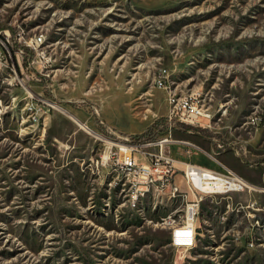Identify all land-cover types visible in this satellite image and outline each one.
Returning a JSON list of instances; mask_svg holds the SVG:
<instances>
[{
  "label": "rangeland",
  "instance_id": "1",
  "mask_svg": "<svg viewBox=\"0 0 264 264\" xmlns=\"http://www.w3.org/2000/svg\"><path fill=\"white\" fill-rule=\"evenodd\" d=\"M7 31L21 85L0 77V264H264V0H0ZM33 36L44 60L25 66ZM168 91L200 100L198 132L168 123ZM164 138L176 193L133 208L116 146ZM183 163L253 188L194 190L190 247L172 244L194 200Z\"/></svg>",
  "mask_w": 264,
  "mask_h": 264
},
{
  "label": "built area",
  "instance_id": "2",
  "mask_svg": "<svg viewBox=\"0 0 264 264\" xmlns=\"http://www.w3.org/2000/svg\"><path fill=\"white\" fill-rule=\"evenodd\" d=\"M4 34V38L0 37V77L3 75H8L10 82L7 83L10 86L14 85L15 81L21 85L18 80L16 67L12 60V55L9 50L7 43H10V34L8 31ZM24 31L16 33L17 41L20 43L24 37ZM43 38H35L34 36L29 38L28 41H24V45L32 52L31 56V65H33L34 60H44L42 58V52L40 50H32L31 42H38L41 44L44 42ZM42 67L45 68V63H41ZM169 74L166 69H161L158 76L155 79L154 85L159 89L167 90L166 82ZM7 81V79L5 80ZM29 98L33 99V95L29 94ZM167 105H168V114L167 121L170 125L179 123L186 126H200L202 119H209V114L207 110L200 103V100L193 95H182L177 96L175 93L168 91L167 94ZM132 142V141H131ZM176 141L169 140L164 138L161 140L149 139L143 142L140 145H121L118 147V159L116 160L117 171L125 177L130 179L131 184L129 188L130 197L132 200V207L134 208L138 197H144L145 193L152 191L157 193H166L168 190L171 196H174L176 193V187L174 186V175H175V166L174 160L166 153L165 146ZM189 148H194L199 150V148L184 143ZM145 149V150H143ZM150 149V150H149ZM142 156L144 159L143 163L137 162L135 155ZM184 169L183 174L189 183H192L193 176L198 175L200 179L209 180V177L226 180L231 178V172L226 170L230 177L223 175L222 173L213 172L204 168H201L196 165L189 163H183ZM210 174H214L211 176ZM221 177V178H220ZM211 181V180H209ZM202 194H211L205 193L201 190L194 189ZM199 199L194 195V200L191 202V212L187 217V220L192 221L197 215ZM166 224L167 222L164 221ZM195 228L193 230V235ZM190 247L193 244L194 236H190ZM173 244V239H172Z\"/></svg>",
  "mask_w": 264,
  "mask_h": 264
},
{
  "label": "bare ground",
  "instance_id": "3",
  "mask_svg": "<svg viewBox=\"0 0 264 264\" xmlns=\"http://www.w3.org/2000/svg\"><path fill=\"white\" fill-rule=\"evenodd\" d=\"M35 38H42V37L39 36ZM39 44L40 43L38 42H31V49L35 50L36 46H38ZM55 108L57 109L58 107ZM73 120L77 123V125H79L80 128L84 129L86 132H89L90 134H93L88 128L83 126L78 120L76 119ZM221 167L226 169L222 165ZM210 175L213 176L214 174H210ZM231 175H232L231 178L228 180L221 177H220L221 179L209 177V180L211 181L209 180L204 181L203 179H200L198 175H196L193 176V181L192 183H190V187L193 189L194 195H195L194 189L201 190L205 193H228V192H240L243 191L245 188L250 190L253 189L248 183L244 182L237 175L233 174L232 172ZM257 190H261V189H257ZM130 203L132 205L131 199H130ZM190 212H191V203L190 205L187 206L185 216L189 215ZM196 217L197 215H195V219ZM195 219L190 221L187 220V217H185V226L173 232V242L175 243L176 246L190 245V239H191L190 236L191 237L193 236Z\"/></svg>",
  "mask_w": 264,
  "mask_h": 264
},
{
  "label": "trees",
  "instance_id": "4",
  "mask_svg": "<svg viewBox=\"0 0 264 264\" xmlns=\"http://www.w3.org/2000/svg\"><path fill=\"white\" fill-rule=\"evenodd\" d=\"M14 49H15L16 52L21 53L22 55L26 56V58L23 59V65H25V66L28 65L30 63V59H31V54H32L31 51L29 49H27L26 47H22V46H19V45H15ZM183 128L187 132L188 131H191V132L192 131H194V132L195 131L196 132L199 131V130L191 127V126H186V125H184Z\"/></svg>",
  "mask_w": 264,
  "mask_h": 264
},
{
  "label": "crops",
  "instance_id": "5",
  "mask_svg": "<svg viewBox=\"0 0 264 264\" xmlns=\"http://www.w3.org/2000/svg\"><path fill=\"white\" fill-rule=\"evenodd\" d=\"M187 133H191V131H188ZM190 149H192V150H194V151H201V149H200V150H196V149H194V148H190Z\"/></svg>",
  "mask_w": 264,
  "mask_h": 264
}]
</instances>
